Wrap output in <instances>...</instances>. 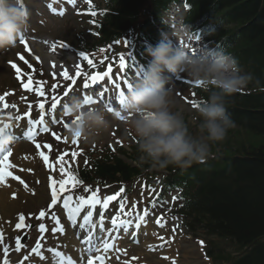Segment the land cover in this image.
Masks as SVG:
<instances>
[{"label": "trees", "instance_id": "obj_1", "mask_svg": "<svg viewBox=\"0 0 264 264\" xmlns=\"http://www.w3.org/2000/svg\"><path fill=\"white\" fill-rule=\"evenodd\" d=\"M170 1L179 0H109L110 13L103 15L93 43L81 41L80 50L100 53L111 41L126 35L155 46L162 39L159 29L166 28L161 12ZM183 1L189 5L185 15L188 24L208 17L217 21L223 13L222 23L219 20L207 27L216 29L211 35L204 31L206 42L234 56L241 74L252 79L244 91L225 98L226 110L235 126L227 130L224 139L236 131L241 142L235 148L229 146L219 152L217 148L221 145L208 141L210 155L206 164L194 163L187 169L170 165L159 171L167 177L166 191L185 186L179 195L182 205L177 213L188 229L201 230L239 254L229 257L218 254L217 259L230 264H264V0ZM140 48L143 49L141 44ZM209 90L216 89L209 86ZM193 94L192 105H200L209 98V91L203 88L195 89ZM138 145L139 141L130 152L120 149L118 153L137 166L126 164L110 150L101 151L102 154L95 151L88 166L79 171V179L88 183L128 184L139 177H148L151 167L137 163L141 155ZM182 181L184 184H180ZM214 255L210 250L209 256Z\"/></svg>", "mask_w": 264, "mask_h": 264}, {"label": "rangeland", "instance_id": "obj_2", "mask_svg": "<svg viewBox=\"0 0 264 264\" xmlns=\"http://www.w3.org/2000/svg\"><path fill=\"white\" fill-rule=\"evenodd\" d=\"M23 1L26 3L27 7L30 6L29 3L34 6L32 10H28L30 24L25 32L32 45H30V42H27V47H25L24 44L19 45L17 43V46L14 48L0 50V96L4 97V101L0 102V112H2V114L9 111L11 114H14L18 107L14 108L13 105H15V107L21 105V107H19L20 109L31 105L32 109H36L40 103H44L46 105L45 110L47 111V109H49L52 97L39 96L37 90L33 89L32 84L30 85L32 89L31 91L24 87V84L27 83L24 80H28L30 70H33L36 67L41 70V73L43 72L44 76L47 75V77H51L60 82L65 80L61 75L65 70L68 71L69 76H76V80L68 81L65 83L66 85H64V88L61 87V89L66 90V92H72V94L76 95L80 84L86 80H90L91 75L89 77L87 76L91 71L95 74L98 73L101 75V72H105L111 67L114 70L113 74H111L113 77L112 79L121 77L122 68L120 67L118 69L117 64L120 63L121 55L124 56L123 53L129 49L131 43L124 40L120 44L114 46L113 50L110 49L107 53H101V55L106 54L108 56L102 58L99 63L96 61L93 69L89 66L88 68L81 67L79 66L80 64H78L74 53L81 41H84L87 44L93 43L94 37L91 33L94 28L93 16H80L74 11L64 17L55 13H48L43 9L42 0ZM93 1L94 0H91V2ZM76 3L80 4L81 1ZM87 5L82 3L83 7H87ZM79 8L80 7H78V9ZM90 9H92V7H90ZM192 40L197 43H194L195 50H205L202 44H199L194 39ZM73 46H75V50H73ZM21 57H23V59H21ZM13 64L20 69L19 74L16 72V69L12 67ZM51 64L55 65V67ZM77 72H79V75H77ZM181 78L185 81H181ZM191 80L192 79L187 73H183L180 77H175L171 80L172 97L175 102L173 111L180 112L183 115L185 122L189 127V133L194 137H198L201 135L199 132V124L201 123L199 122L200 118L191 111L185 103L186 98H190V96H188L190 86L191 84H194ZM54 87L57 88L58 85H54ZM59 101L61 103L54 112L55 118L59 121L54 123L55 129L48 133V135L40 136L35 143L24 142L35 145L27 146V144L26 146H19L18 149L8 158V160L11 161L16 158L21 161L15 165V172H18L19 174L16 173V177L12 181L13 185H10V188L16 186V188H11V190L16 194L22 193L16 206L9 208V215L15 217L18 212L24 213L23 215L26 219L25 225L27 226V229H25L24 232H30L37 228V236L36 233H34V236H36V242L43 240L46 245L50 238L42 235L40 236L39 231L41 222L39 221H41V218L39 217V214L41 212L40 209L45 208L47 204L46 202L48 201V194L51 192V183L49 186L48 176L51 175L53 179L62 178L59 174V165L61 163L65 164V168L72 166L80 168L85 162L86 153H94L95 151L105 152L108 148L112 149L113 152H116V150L121 147L130 151L129 148L131 147V143H129L127 138H130V135L134 134L131 126L125 119L121 120L115 116L113 117L106 111V119L109 121L107 128H99L95 130L87 141L78 138L77 142L73 143L74 137L69 136V128L63 126L65 123L69 125V118L64 115L57 116L58 111L61 112V106L65 103L64 97H59ZM13 102L15 103L13 104ZM4 103L9 105L7 109L3 108ZM10 107L12 109L14 108V110H11ZM98 107L105 109L102 106ZM8 118L13 120L16 116L14 115L13 117ZM52 133H55V136H53ZM235 133L237 134L235 131L232 133V136H228L227 139L214 142L217 145H221L217 148L219 152L221 151V148L224 149L229 146L235 148L236 144H238L239 141L241 142V138ZM56 137H59V139ZM20 143L22 142H18V144ZM36 144H39L40 147L37 148ZM46 145H50L51 147L46 148ZM42 152L48 157V161L51 159L50 172L48 169L49 167L47 170L41 168L46 164L41 156ZM73 152L76 153L75 158L72 157ZM16 154L18 156H16ZM28 157L34 164H38L39 162V169H36L32 164L26 162V158ZM40 170H42L41 174ZM17 177L19 179H17ZM106 189L107 190L103 195H100L101 200L109 195H113L118 188L109 187ZM19 191H24L25 193L29 192V196L25 197V193ZM35 194H37V196ZM154 197L155 192L153 191V188L150 190L149 188L136 185L130 195L128 209L131 208L132 211L141 210V208L144 209L147 203H150ZM11 201L16 202L17 200ZM169 204L172 203L169 202ZM52 216L59 218L61 226L66 225L64 224L63 216L57 211L55 214H52ZM52 216H47L44 225L51 228L54 227L51 223L53 221ZM7 217L4 219H7ZM161 219L160 222L165 224L158 233L161 241L153 246L154 253L147 251L145 247H142L144 243L142 246L140 244L139 246L133 247L134 250L131 251L130 255L141 257V260L136 262L137 264L142 263L143 258H145V261L147 262L146 264H228L222 260L220 261L216 256L218 254L222 255V257L239 255L233 247L217 240L215 237H205L201 233L197 236H193L190 233H187V230L185 229L180 230L176 220L168 217H162ZM180 228L182 227L180 226ZM28 237L29 241L30 236L28 235ZM161 237H163V239H161ZM147 239L150 241L152 238L147 236ZM9 241L1 246L3 248L7 247ZM165 243L169 244L167 245ZM33 245V240L30 244L26 243V249L24 252H31V250L34 249ZM53 246L54 243L52 242L51 245L47 247L50 248ZM210 249L214 251L215 255L207 258L205 253L209 252ZM164 253H169V255H167L168 258H163ZM128 254L129 251L127 254L125 253V257L122 256V260H128ZM19 257L20 256H15L14 258L18 259ZM79 263H81L80 260Z\"/></svg>", "mask_w": 264, "mask_h": 264}, {"label": "clouds", "instance_id": "obj_3", "mask_svg": "<svg viewBox=\"0 0 264 264\" xmlns=\"http://www.w3.org/2000/svg\"><path fill=\"white\" fill-rule=\"evenodd\" d=\"M28 26L29 12L23 0H0V50L16 47ZM161 35L160 42L148 46L150 60L146 68L130 84L120 109L113 115L123 116L138 138L139 166L147 164L162 170L172 165L187 169L194 163H204L210 154L208 141H222L227 130L235 126L226 110L225 98L247 87L252 78L241 74L237 59L222 48H191V25L181 22L171 35ZM171 37H175L176 43ZM183 73L209 91L208 100L198 107L202 118L198 137L189 133L183 115L173 111L171 80ZM209 86L216 90H209ZM64 106L70 137L78 134L87 141L95 130L109 125L106 110L88 105L82 96L70 95ZM15 142L14 123L8 117L0 119V151H7Z\"/></svg>", "mask_w": 264, "mask_h": 264}, {"label": "snow or ice", "instance_id": "obj_4", "mask_svg": "<svg viewBox=\"0 0 264 264\" xmlns=\"http://www.w3.org/2000/svg\"><path fill=\"white\" fill-rule=\"evenodd\" d=\"M71 2L74 3V0H71ZM91 2V0H89V3ZM186 7H189V5H185ZM51 7V6H50ZM53 12H55V9H52ZM60 15H63V13H59ZM92 15H95V13H91ZM195 38L197 41H199L200 36L199 34H195ZM20 43L24 44L25 47H27V42L24 38V36L20 37ZM195 50V49H194ZM81 56L83 59L87 60L89 65H92V61L83 53H81ZM21 59H23V57H21ZM13 68L16 69V72L19 74L20 73V69L13 64L12 65ZM53 67H55V65H53ZM79 67V66H78ZM120 67L123 69L126 67L125 64V58L121 55L120 57ZM112 74V68L109 67L107 72L104 73L103 75L97 74L91 77V80L95 83L98 80H103L105 77H108ZM61 75L64 77V79H69V73L67 70L63 71L61 73ZM77 75H79V72H77ZM19 78V76H18ZM32 81L31 78H28V83L24 84V87L26 89H28L29 91H31V85ZM130 84H128L127 89L130 87ZM197 86H200L199 84L196 83ZM85 88L88 87L87 84L84 85ZM70 91V90H69ZM37 94L39 96H44V92L41 89L37 90ZM123 92L120 93L121 97H123ZM65 96L68 95V92L64 93ZM84 101L88 104V105H93L95 104L97 101L93 98V96L91 95H83L82 96ZM4 101V97L0 96V102ZM52 103L50 105V108L53 110V113L55 112V110L57 109L58 104L60 103L59 99L57 97H52ZM121 103H122V99H121ZM194 108H198L199 105L197 104H193L192 105ZM9 107V105L7 103L3 104V108L7 109ZM13 107H15V105H13ZM29 107H31V105H29ZM45 104L44 103H40L39 104V109H40V115H39V119H32L31 117V113H27L29 119L27 120V124L30 126L28 128V131L26 133V135L29 138H32L35 136L36 134V130L38 126H42V130L47 132L48 129V125L47 122L45 120ZM108 111H114V109L111 106H108ZM61 113L62 115L66 116V112H65V106L64 104L61 106ZM117 115H119V113H117ZM119 118L121 120L124 119L123 116H119ZM17 120L22 119L21 117L17 116L16 117ZM52 122H59L57 121L55 118H53ZM8 125H5V127H7ZM65 128H69V125L67 123H65L63 125ZM53 136H55V133H52ZM57 139H59V137H56ZM79 138V135L77 134L74 137L73 143H76L77 140ZM36 147L39 148L40 145L36 144ZM46 148H50V145H46ZM12 155V151L11 149H8L7 151H0V182H4V180L11 175V173L9 171H7V169L9 167H11V165L8 163V158ZM41 156L43 157L45 163L48 162V157L46 155H44V153H41ZM76 153L73 152L72 153V157L75 158ZM59 174L62 178L60 179H53L50 177V183H51V204H50V208L52 206H55L57 204L58 201H60V203L62 204V208L63 210L66 211V214L68 216L69 220H82V226H86L87 230H88V236L87 239L83 240V243L88 246L86 247L85 251L87 252H92L93 251V241L95 238V234L97 231V228L99 227V230L102 232H105V234L111 238L113 236L114 232H118L120 229L122 228H130L132 227V221H126L124 220L121 216L119 215H114L113 217H111L109 223H110V228L105 229V216L103 214L104 211H106L109 208V202L115 201L117 200V195H109L107 197H105L103 200H101L100 198H98V190H91V189H87L85 188V192L89 193V195L86 197L84 195H75L74 193V189L81 183V181H79L72 173L71 171L66 172L65 171V164L61 163L59 165ZM66 177V178H65ZM17 179H19L17 177ZM22 182V181H21ZM123 191V190H121ZM65 193H67V195H64ZM101 209V212L98 214V222L93 220V217L95 215H97L96 213V209L98 208ZM155 206V205H154ZM119 212L123 213L125 216H130L132 215L131 212H126L125 211V203L123 202V200H121L120 205H119ZM81 213H83V216H81ZM144 215H147V211L145 210ZM45 216V212L42 210L39 214L40 218H43ZM53 221L55 222V226L52 228L53 233H55L57 230H59L61 233L63 232V227L60 225V221L59 218L56 216H52ZM20 223H18L16 225L17 228H20L23 225V221H24V217L23 215H21L19 217ZM143 220V217L139 215V213H137V223L135 224L136 228L140 227V221ZM157 223L160 224L161 227H163L164 225L161 224V222L159 220H157ZM45 227L43 225L40 226V231L43 232L45 231ZM161 239H163V237H161ZM101 243L103 244V249L100 248L99 245H95V252L99 253L102 250L103 251H108L111 247L112 244L109 243L107 240H104L103 238H101ZM17 245H19V240H17ZM38 246H39V242H38ZM17 251H19V247H17ZM48 251L50 252H54L55 257H58L59 260L57 261V264H75V262L72 260L71 257H65L61 252L59 251H55L51 248L48 249ZM7 253H8V249L5 247L4 248V255L5 257H7ZM94 259L96 261H99V264H104V257L100 256V255H96L94 257ZM4 264H8L7 259H5ZM87 264H93V256H89L88 260H87Z\"/></svg>", "mask_w": 264, "mask_h": 264}, {"label": "bare ground", "instance_id": "obj_5", "mask_svg": "<svg viewBox=\"0 0 264 264\" xmlns=\"http://www.w3.org/2000/svg\"><path fill=\"white\" fill-rule=\"evenodd\" d=\"M223 14V13H222ZM222 14L219 16L220 18L218 19L217 18V21H222L223 20V18H224V16H222ZM213 21H216V20H214V19H212V17L210 18V17H208V18H206V19H204V21H202V23H203V25H205V26H208V25H211V24H213ZM25 123H26V125H28L27 124V121H25ZM29 126V125H28ZM18 148V147H17ZM17 148H15V149H17ZM16 156H18L17 154H16ZM27 160H26V162H28V163H30V164H32L36 169H39V162H38V164H34L33 163V161H31L30 159H29V157L28 158H26ZM20 159H14V160H8V163L11 165V167H9L8 169H7V171H9L10 173H11V175L10 176H8L5 180H4V182H0V218L2 219H4L5 217H7V219H4V221H3V219L1 220V221H3V222H1L0 221V226H2V225H4L5 223H7V221L10 219V221L11 222H15L17 219H18V217H20L21 215H23L24 213H21V212H18L17 214H16V216L15 217H11V215H9V208H11V207H15L16 206V203H18V201H19V199H20V197L22 196V193H15V192H13L12 190H11V188H10V185H13L12 184V181H13V179L16 177V173L17 174H19L18 172H15L16 170H15V165H16V163H18V162H21V161H19ZM42 163H43V161H42ZM47 164V163H46ZM42 169H44V166H42L41 167ZM40 168V169H41ZM42 173V170H40V174ZM49 178H50V176H48ZM49 178H48V180H49ZM49 182H50V180H49ZM15 188H16V186H14ZM14 189V188H13ZM19 192H24V191H19ZM25 193V192H24ZM24 196L25 197H28L29 196V192H26L25 194H24ZM11 200H17L16 202L15 201H11ZM24 216V215H23ZM146 224V222H144L143 221V223L141 224L142 225V229L140 230L139 228H134V230L131 232V235H133L134 233H136V232H139V235H140V238H142V236H144V235H147L149 232H148V228H149V226H147V225H145ZM6 227H7V225H5ZM131 241V240H130ZM156 241H159V239H157ZM155 243V242H154ZM169 244V243H168ZM166 251V250H165ZM168 251V250H167ZM71 252V251H70ZM80 253V252H79ZM166 254V257L168 258V256L167 255H169V253H164V255ZM101 255H103V256H106L107 254H106V252L105 253H103V254H101ZM70 256V255H69ZM75 258H77L78 260H81V257H79L78 255H76L75 256ZM138 259L139 258H137V259H135L134 261H132V263L131 264H137V263H134V262H137L138 261ZM169 259H170V257H169ZM141 260V259H140ZM144 263H147L146 261H145V258H143V262L142 263H138V264H144Z\"/></svg>", "mask_w": 264, "mask_h": 264}]
</instances>
